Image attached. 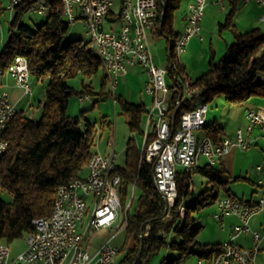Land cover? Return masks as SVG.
<instances>
[{
    "label": "trees",
    "instance_id": "trees-1",
    "mask_svg": "<svg viewBox=\"0 0 264 264\" xmlns=\"http://www.w3.org/2000/svg\"><path fill=\"white\" fill-rule=\"evenodd\" d=\"M157 1L163 12L160 30L172 40L177 36L172 28L173 11L180 0ZM49 2L54 10L33 27L21 20L24 6L17 7L10 21L9 37L0 50L1 68L6 69L16 55H22L27 59L30 76L37 82H45L40 116L33 119L20 109L8 122L4 133L8 146L0 161V192H7L11 202L0 194V241L7 244L34 231L33 220L51 213L59 184L81 176L87 159L94 152V125L85 123L82 129L79 116L73 118L67 114L69 97L76 92L69 79L80 77L78 96L95 94L89 79L98 70L102 72V88L108 80L99 57L87 42L82 39L63 41L70 24L62 15L61 0ZM229 16L221 26H228ZM232 30L234 40L226 46L222 56L215 60L211 55L207 69L192 80V95L172 97L167 116L173 120L174 129L183 110L194 108L200 102L207 103L217 95H222L229 104L264 98V82L256 79L257 72H264V31L259 28L245 32ZM178 70L183 73L179 64ZM113 99L120 103L123 113L128 114L131 133L125 144L124 164L116 168L120 175L118 192L122 206L131 187L139 191L134 212H129L133 197L126 212L125 242L118 247L117 255L122 254V257L117 264H145L163 248L173 253L168 260L162 259L165 264H182L190 255L218 256L223 250L222 242L198 241L196 236L201 225L196 223L193 214L214 204L222 193L234 198L229 194L228 185L235 178L224 168L208 164L192 172L180 171L176 175V198L167 205L153 184L152 164L140 158L133 138L135 132L140 131L145 105L127 102L116 95ZM178 99L179 105L176 104ZM101 119V129L106 124L111 131V122L104 117ZM222 132L216 121L205 124L204 133L214 141H219ZM195 172L206 178L205 187L196 195L189 189ZM179 204L184 207L183 216L179 213ZM146 224L149 229L144 237L141 234ZM129 239L131 244L126 247Z\"/></svg>",
    "mask_w": 264,
    "mask_h": 264
},
{
    "label": "built area",
    "instance_id": "built-area-1",
    "mask_svg": "<svg viewBox=\"0 0 264 264\" xmlns=\"http://www.w3.org/2000/svg\"><path fill=\"white\" fill-rule=\"evenodd\" d=\"M249 0H242L247 2ZM262 7L258 20L264 21V0H255ZM114 0H61L62 15L70 25L79 22L85 32V42L99 57L112 91L120 74L126 71L125 64L140 65L147 74L145 90L152 97L146 110L145 128L142 130L141 157L152 164V181L166 204L177 195L176 175L178 172H192L199 167L201 157L205 164L214 165L231 149L248 150L253 145L251 136L255 128L264 137V110L248 108L245 116V133L241 128L235 131V138L223 137L214 141L204 133L208 104L198 103L194 108L183 110L178 126L167 115L172 97H190L192 80L178 70V57L185 51L190 38L200 33V20L204 12V0H193L187 4L185 26L169 41L168 65L163 67L154 62L146 31L160 25L163 12L157 0H122L119 11L120 25L117 29L104 27L105 17L111 11ZM24 6V11L47 15L54 8L49 0H9L5 9L13 11ZM5 44V43H4ZM2 45V47L4 46ZM169 75L171 81L166 77ZM13 81L16 94L10 93L4 77ZM27 59L16 55L11 64L0 67V161L8 142L4 133L8 122L20 110L19 104L32 96ZM86 93L79 101L89 99ZM114 100V99H113ZM179 99L176 104L179 105ZM197 131H202L197 135ZM108 152H93L85 165V175L73 176L57 188L51 213L33 220L34 231L25 235V248L10 257L7 243L0 241V264H110L117 255L118 247L110 242L111 234L100 246L91 251L93 234L99 229H123L126 211L130 202L122 209L118 184L120 175L116 172L118 153L113 144ZM255 179L260 192L255 202H246L230 197L215 201L213 218L223 226L229 215L237 217L231 226L229 238L222 242V252L211 258H198L194 264H254L259 249L261 234L252 230L251 217L264 212V164L254 166ZM189 189H191L189 187ZM183 216L184 207L179 204ZM80 227V228H79ZM146 224L142 236L148 233ZM242 232H251L252 246L240 247L235 238Z\"/></svg>",
    "mask_w": 264,
    "mask_h": 264
},
{
    "label": "crops",
    "instance_id": "crops-1",
    "mask_svg": "<svg viewBox=\"0 0 264 264\" xmlns=\"http://www.w3.org/2000/svg\"><path fill=\"white\" fill-rule=\"evenodd\" d=\"M8 1L9 0H0V15L3 13L5 9L4 7L8 3ZM121 1L122 0H114L111 11L105 17V28L117 29L119 27L118 25H120V20L118 14L121 7ZM191 1L193 0H180L178 8L173 11L172 28L176 34L182 32L185 26L187 4ZM260 6L261 5L255 0H249L247 2H242V0H204V12L200 20V33L198 36L190 38V40L186 44L185 51L178 57V63L182 68L183 74L191 80H194L198 77V75H201L207 69L208 61L210 60L211 55L214 56L215 60H218L224 53L226 46L231 44L234 40V33L232 29L239 32H245L253 28H259L260 30L264 31V21L258 20L262 12V7ZM15 10L16 9L11 12V18ZM229 14L230 23L228 24V26H221V23H224L226 21ZM77 24H79V26L81 27V24L79 22H75L70 25V28L72 27L73 30V28ZM160 26L161 22L157 28L148 29L146 31V34L149 46L150 42L154 41V38L163 37L165 42L164 52L162 54L163 57L160 61L158 60L161 64H159V62H156L155 56L153 54L152 55L154 62L157 65L165 67L170 61V50L168 48L170 40L162 34ZM0 42H4V40H2V34L0 37ZM125 65L126 71L120 74L117 79L119 80V77H122L124 78L123 80H126V82H128L130 85L136 87L137 92H140L139 102H134L132 100V90L129 91V94L127 96L130 97V100L123 98L122 95L116 96L130 103L144 104L147 110L152 102L151 95L148 94L145 90L147 74L140 65ZM165 77L168 82L171 81L169 75ZM4 79L7 83L6 89L10 93L16 94L18 90L14 89L13 81L7 76H5ZM143 94H145V96H148V101H146V97L143 96ZM114 103L116 104L117 102ZM147 103H149V105ZM241 107L242 109L239 113V120L235 128H227V124L221 125L217 122L216 119L211 122L207 121V117L206 124L216 121V123L221 126L223 132L220 135V139L223 137L235 138V131L237 128H241L244 134H246L245 127L247 125V118L244 113H246V110L248 108H257L259 110H264V98L248 99L247 101L242 103ZM144 117L145 116L141 117L143 121H145ZM251 136L253 138V145L251 148L245 151L233 148L230 152L226 153V155H224L217 163L214 164L215 167L224 168L231 177L235 178L228 185L229 194L233 195L234 198L237 197V199L246 202H255L259 196L260 187L255 180L257 178V174L254 166L258 163L264 164V137L260 135V131L258 128L254 129ZM110 144L112 143H108V145ZM98 150V148L93 149L94 152H100V150ZM109 150L110 149L107 148L102 153L108 152ZM84 171L87 172L86 170ZM85 172L82 171L80 173L81 175H85ZM223 196H225V194L222 193L220 197ZM213 205L215 207V204ZM214 211L215 208L213 212ZM237 221V217L233 215L225 217L223 220V226L219 224V231H215V233L213 232L210 234L213 236L216 235V240H211L215 242L208 241L202 243H221L227 240L230 235L229 233H231V226L237 223ZM249 224L252 230H258L262 232V230H264V212H259L253 215L249 220ZM104 240L105 239L100 241L95 247H92L91 243L90 250L95 251ZM235 242L240 247H251V232L240 233L235 238ZM258 246L259 249L254 258V264H264V234H261V239ZM197 259L198 258L196 256L190 255L187 256L182 263L194 264ZM230 264H236V262L231 261Z\"/></svg>",
    "mask_w": 264,
    "mask_h": 264
},
{
    "label": "rangeland",
    "instance_id": "rangeland-1",
    "mask_svg": "<svg viewBox=\"0 0 264 264\" xmlns=\"http://www.w3.org/2000/svg\"><path fill=\"white\" fill-rule=\"evenodd\" d=\"M6 7V5H5ZM4 7V8H5ZM45 18L44 15L38 14V13H28L24 12L22 14V22L29 26L33 27L35 25H38L41 23V21ZM11 19V11L4 9L3 13L0 15V37L2 34V40L7 41L10 31H9V21ZM71 39H82L85 40V32L83 29L79 26V24L75 25V27L72 30V27L69 29V31L65 34L63 37V41L67 42L68 40L71 41ZM4 42H0V50L2 48V45ZM165 42L163 37L160 38H154V41L150 42V51L155 56V61L159 62L161 58L163 57L162 54L164 52ZM219 58V57H218ZM217 58V59H218ZM159 60V61H158ZM159 64H161L159 62ZM101 70H98V72L93 75L89 82L91 83V86L94 89L95 94H92L89 99H85L83 101H79L77 91L80 89V77H74L69 79V84L72 86L76 92H73V94L70 95L68 100V106L67 107V114L69 116H79L80 120V127L83 129L85 126V123H89L91 125H94L95 127V135L93 138V149L98 148L100 152L102 153L107 148L111 149V145H108V143H112L115 151L118 153V159H117V165L123 166L124 164V158H125V144L130 137L131 133L129 131L128 125H127V117L128 114L123 113L120 103L117 102L116 104L113 101V97L115 95H122L123 98L130 100V97H127L129 94V91L132 90V100L134 102H139V94L140 92H137L136 87L133 85H130L126 80H123L124 78L119 77L118 83L115 86V88L112 91L111 85L109 81H106V84L104 87H101ZM256 79L259 81L264 82V72H257L256 73ZM30 84L32 88V96H29L24 101H22L19 104V108L24 110L26 115L33 119H37L41 114V102L44 100V87L45 82H37L34 78L30 77ZM102 89V90H101ZM145 96V94H143ZM146 97V101H148V96ZM149 105V103H147ZM208 104V112L206 117L208 118L207 121H213L214 119L217 120V122L221 125L227 124V128H235L237 126V122L239 120L240 112L242 109V104H229L225 101L222 95L215 96L212 100L207 102ZM146 113V112H145ZM146 114H143L145 116ZM106 119L107 122H111L112 124V130L109 131L106 124L103 125V129H101V118ZM145 128V122L141 121L140 131H142ZM140 131H136L134 134V141L136 142L137 146L140 147L142 143V133ZM202 131H197L196 134H201ZM98 150V151H99ZM200 167L205 165V161L203 158H200L199 160ZM86 170V169H84ZM83 170V172H85ZM206 178L202 176L200 173L195 172L192 174V182L193 185L190 186V190L194 187V195H196L199 191H201L205 185H206ZM2 198L7 201L11 202L10 195L5 192H0ZM139 191L137 188H133L129 190V194L126 197V203L127 205L131 197H133L132 204L129 208L130 214H132L136 207L137 203V197H138ZM188 202V200H186ZM214 205H207L204 208H202L199 212L193 214V216L196 218V223L198 225H201V228L196 236V239L200 242H208L211 240H216V235H210L211 233H215V231H219V222L215 221L213 218V210ZM124 206H122V209ZM127 212V211H126ZM126 217V215H125ZM80 228V227H79ZM113 234L114 236L110 238V242L112 245L120 247L125 242V231L124 229H120L119 231L115 232L114 229H108V228H102L91 233L92 236V247H95L100 241L108 237L109 235ZM25 236L22 238L14 239L13 241L9 242V248H10V257H13L15 254L19 253L21 250L25 248ZM215 242V241H211ZM131 244V239H129L126 243V247ZM173 253L166 249H160V251L156 254H154L148 262L145 264H159V262H162V259L165 258V260H168ZM122 257V254H118L114 257L111 264H117L120 258ZM165 262V261H164ZM162 262V264H165ZM184 264V263H182ZM186 264V263H185Z\"/></svg>",
    "mask_w": 264,
    "mask_h": 264
}]
</instances>
